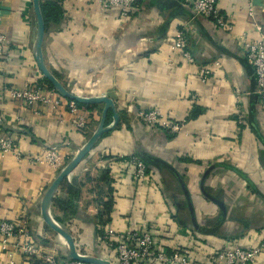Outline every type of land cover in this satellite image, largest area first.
<instances>
[{
  "label": "crops",
  "instance_id": "1",
  "mask_svg": "<svg viewBox=\"0 0 264 264\" xmlns=\"http://www.w3.org/2000/svg\"><path fill=\"white\" fill-rule=\"evenodd\" d=\"M59 2L60 20L45 26L47 68L72 93L108 96L118 114L114 125L108 111L105 126L114 127L63 179L47 207L73 237L76 251L104 256L100 241L109 227L150 230L159 248L180 246L197 259L224 245L264 241V105L240 39L243 34L253 40L264 37V0L253 16L247 12L248 0H220L230 31L194 14L190 0H143L126 18L117 7L100 10L96 0ZM36 25L32 0H0V30L8 41V61L0 65V128L24 154L0 155V220L24 219L42 254L67 260L65 239L41 216L42 197L58 171L35 158L54 148L65 162L71 159L97 128L104 105L78 107L87 121L84 133L72 124L69 99L57 91L52 98L61 96L59 105L33 108L2 92V85L22 88L43 78L33 53ZM180 31L193 63L168 44ZM202 65L211 70L205 81L198 71ZM150 109L183 121L180 130L170 134L148 127L137 114ZM144 154L161 158L181 174L195 223L180 185L166 169L149 165L150 181L138 186L131 166H108L113 159ZM214 164L202 187L203 174ZM0 264L43 261L8 246L0 248ZM255 264H264V251Z\"/></svg>",
  "mask_w": 264,
  "mask_h": 264
},
{
  "label": "built area",
  "instance_id": "2",
  "mask_svg": "<svg viewBox=\"0 0 264 264\" xmlns=\"http://www.w3.org/2000/svg\"><path fill=\"white\" fill-rule=\"evenodd\" d=\"M99 9L104 11L110 7H117L119 15L122 18L129 17L135 6L143 0H96ZM220 0H190L192 12L211 19L219 28L232 30L230 20L224 18L218 7ZM252 0H248L247 12L250 16L254 15ZM242 47L245 58L248 64L252 67L256 89L255 93L262 105H264V37L259 39H248L243 34ZM168 44L172 50L180 53V56L188 63H193L194 59L187 50L186 38L183 32H177L175 35L168 38ZM8 41L6 35L0 30V65L3 66L8 61L7 56ZM217 65L218 62H215ZM200 78L205 81L211 70L202 65L198 68ZM2 92L8 94L9 98L21 101L26 107H31L37 104L53 103L59 105L61 96L52 98L55 90L46 84H40L37 81H28L22 88H14L11 86L2 85ZM68 107L73 113L72 124L80 132H86L87 121L79 113L77 104L69 100ZM138 118L151 128H162L170 134L178 132L182 122H174L168 118L160 116L158 110L150 109L140 111ZM239 122L242 123L241 110L238 109ZM6 153H14L16 157L23 156L18 149L16 142L10 137L3 134L0 128V155ZM35 160L44 161L50 164L57 171L64 165L65 161L58 154L57 149L45 148L43 156H37ZM124 164L131 166L133 171V179L136 185H143L146 181H150L152 175L146 171L145 164L136 156H128L126 158H118L111 160L109 167L116 164ZM32 235L28 229L24 219L15 220H0V248L6 249L8 246L14 251H18L26 258H39L43 264H89L80 260H58L52 254H42L38 245L31 238ZM100 243L107 250L103 258L114 264H255L257 258L264 251V241H260L257 245L241 247H229L224 245L221 248L213 249L207 252L203 259L190 257L184 248L173 246L165 249L159 248L156 245L154 236L150 230H126L125 232H117L109 227L104 230L103 238Z\"/></svg>",
  "mask_w": 264,
  "mask_h": 264
},
{
  "label": "water",
  "instance_id": "3",
  "mask_svg": "<svg viewBox=\"0 0 264 264\" xmlns=\"http://www.w3.org/2000/svg\"><path fill=\"white\" fill-rule=\"evenodd\" d=\"M253 4L256 6L262 5V0H252ZM32 7L33 11L36 17V34L35 39L33 43V53H34V59L37 64V67L42 75L43 78H45L52 86V88L57 91L61 96L76 101L81 104H103V109L101 112L100 121L98 123L97 128L91 133V135L86 140L85 144L77 151V153L69 159L65 165L57 172L56 176L52 180V182L47 187L42 200H41V216L44 220V222L55 232H57L60 236H62L68 246V258L72 260H80L89 264H114L111 263L109 260L99 257V256H89L86 254H79L76 251L74 239L69 233V231L64 227L55 222L50 215L48 214L47 207L49 203L51 202L54 194L56 193L59 185L63 181L64 178H66L75 168L76 166L84 159V157L90 152V150L94 147L98 139L103 135L105 131L108 129H111L114 126L106 127V118L107 113L109 110L113 112V120L114 125L118 121V114L115 111L114 102L111 98L108 96H91V97H85L80 96L75 93L70 92L47 68L42 54V44L44 39V33H45V24L43 20V16L40 9V0H32ZM143 160L150 166H155L159 168H164L168 172H170L174 178H176V181L180 185V188L183 192L184 198L187 203V208L191 216V220L193 223H195V212L194 207L192 204V200L190 197V194L188 192V189L182 179V176L179 172L175 170L174 167H172L169 163L162 160L161 158H158L151 154H144L142 156ZM218 164L211 165L203 174L202 179L200 181L201 186L203 187L205 178L207 174L212 170L215 166ZM211 200L219 204V206L223 209V204L212 198L210 195L206 194Z\"/></svg>",
  "mask_w": 264,
  "mask_h": 264
},
{
  "label": "trees",
  "instance_id": "4",
  "mask_svg": "<svg viewBox=\"0 0 264 264\" xmlns=\"http://www.w3.org/2000/svg\"><path fill=\"white\" fill-rule=\"evenodd\" d=\"M40 9H41V13H42V16H43V20H44L45 26L50 21L58 22L60 20V17L62 15V12H61V6H60L59 0L47 1V2H45V1L42 2L41 1L40 2ZM38 83H40V84H46V85H48L49 87L52 88L51 84L45 78H42L41 80H39ZM74 102L77 104L78 107L85 106V105H83L81 103H78L76 101H74ZM86 107L92 108V107H95V105H86ZM111 114L112 113H108L107 114L106 120H109L111 118ZM134 156H136L137 158H139L145 164L146 171H148L150 169L149 165L143 160L142 156H140V155H134ZM103 175L106 176V177L108 176V173H107L106 170H104ZM106 206L108 207L107 204H106ZM101 222H99V223H101Z\"/></svg>",
  "mask_w": 264,
  "mask_h": 264
}]
</instances>
